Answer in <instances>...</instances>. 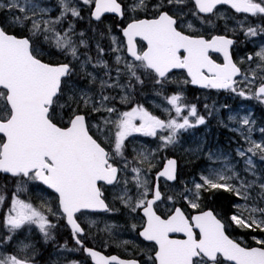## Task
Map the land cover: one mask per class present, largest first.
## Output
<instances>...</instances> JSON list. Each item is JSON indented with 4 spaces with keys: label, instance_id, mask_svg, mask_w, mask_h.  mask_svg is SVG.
I'll return each instance as SVG.
<instances>
[{
    "label": "snow or ice",
    "instance_id": "1",
    "mask_svg": "<svg viewBox=\"0 0 264 264\" xmlns=\"http://www.w3.org/2000/svg\"><path fill=\"white\" fill-rule=\"evenodd\" d=\"M185 0H161V3L153 6L158 13L151 19H136L123 29V35L127 39V52L131 61H124V68L128 75L129 83H119L121 69L116 68L117 80L109 82L100 81V98L94 99L87 92H81L79 98L69 97L79 105L81 102L85 108H91L92 113L102 110L108 113L103 119L104 127L96 125L101 135L108 133L106 139L111 142L114 129L113 152L116 156H122L124 141L133 132L143 133L146 136H157L158 132L167 131V135H160L163 147L176 142L178 130L187 129L193 125L190 117H196L197 125L205 123L203 116H198L195 105L191 107L181 103L182 96L173 94L166 97L170 108L165 109L169 119H161L148 112L142 105H136L130 110L120 112L115 107H107V102L112 99L104 95L106 88H132V81L142 84L144 81L138 72L151 73L156 77V83H162L173 69H184L191 78L192 84H199L205 88L231 89L236 91L237 80L241 69L233 62L229 54V46L233 40L225 36H213L206 40L203 36L184 34L177 30V19L168 11L163 10L167 6L183 4ZM60 15L54 20L37 18V10L43 14L47 9L39 8L33 0H0V9L14 10L22 14L15 16L13 22L25 26L31 22L29 31L33 36L43 34L46 42L73 60L79 59V47H87V42L80 39L79 44L74 40V25L69 24L63 32L57 31L55 25L65 20L70 14L73 18H80V8L75 6V0H58ZM84 5H94L91 9V17L100 20L104 13H116L123 15L122 5L118 0H82ZM228 4L237 12L250 13L255 16L264 14V0H194L195 11L193 15L200 13H213L217 5ZM146 0H133L129 9L133 12L145 10ZM31 12V15L28 13ZM191 27V25H189ZM257 29L247 28L245 35L255 36ZM83 33L80 36L83 37ZM135 37H140L146 42L147 47L142 52L138 51ZM116 44V38L113 37ZM99 49V45H97ZM119 51V47L114 48ZM209 50L223 54L224 63L219 64L209 56ZM102 53L103 49H99ZM120 55L116 56V63L122 61ZM258 59L257 68L252 70V79L245 76L247 84H254L257 71L264 72V47L260 51L247 57L248 61ZM92 62L89 56L81 62L83 69L86 64ZM108 65L98 60L93 67ZM72 72L69 63L51 64L43 62L37 55L31 40L27 37L18 38L0 28V171L10 173L13 176L23 175L29 179L41 181L48 188L54 190L58 197L59 215L66 218L71 227L72 236L76 244L83 248L95 264H137V261L120 260L117 256L106 257L92 248L83 246L80 236L84 229L77 222L76 213L87 209L109 210L102 199V192L97 186L98 181L113 184L117 181L120 171L114 166L112 154L105 150L98 137L90 134L86 120L87 114H79L75 111L66 127L58 126L54 122L52 110L62 91V79ZM92 76V73H86ZM96 79L92 76V80ZM259 86L255 88L254 95L258 99H264V76H260ZM239 95H246L241 90ZM128 96L121 97L126 103ZM99 105V107L97 106ZM207 107V106H206ZM174 110L175 115L171 113ZM187 110L188 115H183ZM115 115V119L112 117ZM138 121V123H136ZM247 117L242 119V124L250 125ZM264 132V129H261ZM249 132L251 128L249 127ZM250 144L247 149L238 148L237 154L245 157L247 153L255 155L257 151L264 154V142H255L250 137H245ZM141 164L149 162V155L145 152L138 153ZM264 158V156H262ZM111 161V162H110ZM247 170L255 175L253 161L248 157ZM174 160H168L164 171L158 173L168 180L175 179ZM128 162L125 163V168ZM150 170V168H149ZM132 177L137 188V198L129 195L125 180V189L120 199L132 212L143 209L146 223L140 235L147 241H154L158 246L155 249L153 264H219L218 257H223L231 264H264V240H257L260 247H242L239 243L230 239L225 234V224L221 222L211 211L199 212L189 219L180 208L171 211L167 218H162L153 210L157 201L161 200V192L157 187L154 191L148 187L147 181L142 179L143 169L133 167ZM231 173L229 175L228 173ZM201 182L194 184V189L186 190L184 199L188 201L192 209L199 208L201 193L211 190H224L233 192L238 198L248 201L252 199L249 190L256 181L242 179L230 166L226 165L221 170H213L207 176H201ZM239 181L238 186L232 181ZM261 193L259 199H264V184L259 185ZM143 189V191H140ZM17 191H20L18 188ZM151 195V199H149ZM4 197H0L3 201ZM173 199L171 196L169 200ZM255 204V202H254ZM43 207V205H42ZM238 210L243 208L249 212L243 217L238 211L230 219L238 227L264 231V208L257 206L248 207L236 205ZM48 214H57L51 207H47ZM259 217V218H257ZM24 224H35L44 235L45 240L50 239V224L44 211L34 207L13 195L11 207L4 217V225L11 233L20 229ZM135 227V225H133ZM195 229H198V236ZM170 233H183L185 239L170 238ZM256 240V237H253ZM30 245L21 242L20 250L24 251ZM63 247V246H62ZM0 264H30L25 258L16 255H0ZM75 264V262H74Z\"/></svg>",
    "mask_w": 264,
    "mask_h": 264
},
{
    "label": "rangeland",
    "instance_id": "2",
    "mask_svg": "<svg viewBox=\"0 0 264 264\" xmlns=\"http://www.w3.org/2000/svg\"><path fill=\"white\" fill-rule=\"evenodd\" d=\"M161 3V0H158ZM22 2V0H21ZM151 2V3H150ZM33 3L37 4L39 8L47 9L48 11L41 14L37 10V18H42L45 20H54L60 15V6L58 0H33ZM157 4L156 0H147L146 4L148 5ZM155 3V4H153ZM75 6L80 8V18H73L70 14L67 18L61 21L59 24L55 25L56 30L63 32L64 29L68 27L71 23L74 25V40L79 44L80 39H84L87 42V47H79V59L73 60L71 56H65L64 53L58 51L54 45L49 42H46L43 34L33 36L29 31L31 27V22H26L25 26H21L17 23H14L13 20L15 16L22 14L9 10L7 8L3 9L1 12L3 24L7 25L9 28L17 29L20 28L25 31V34L31 38L35 49L39 55L46 57L51 61H70L72 62L73 74L72 77L66 82L64 87L63 96L58 101V108L70 107L72 111H81L82 114H87V121L95 130L99 136L107 142L111 154L114 158V161L119 164L121 171L120 180L118 186L113 188L109 193V199L113 206L112 213H109L105 216H94L87 213L80 214L77 218L78 223L85 226L87 231V236L84 238L85 241L99 242L107 246H112L116 250H122L128 252L133 256L144 255L151 256V251L153 250L151 245L142 243L138 237L135 236V231L141 226V218L139 217V209L136 212H132L130 208L126 207L125 204L121 201L120 196L124 191L126 185L125 180L128 181L127 189L129 195H131L135 202L137 198V188L135 183L132 180L133 167H141L143 169L142 179L147 181L148 187L152 189V181L154 172L160 167L163 159L168 158L169 156L179 155L181 156L182 169L185 170L188 166V169H192L193 162L198 158L205 156V152L200 151L204 149L205 141L200 139V137L192 135V127L187 129L178 130L176 142L167 147L162 146L160 140V135H167V131L158 132L157 136H146L143 133L133 132L125 138L124 146L122 149V156H116L113 152L114 147V129L112 130L111 142L106 139L108 135L107 132L104 135H101L97 131L96 125H99L101 128L104 127L103 119L108 116V113L101 111L99 113H92L91 108H85L81 102L79 105L69 99L71 96L79 98L80 93L87 92L93 96L94 99L98 100L100 98V81L102 79L109 80V82H115L117 80L116 68L119 67L122 71L119 76V83L122 85H127L128 75L124 68V61H129L125 58L123 54V47L120 40L117 38L114 27V20L111 21L103 18L100 23H97L91 19V9L93 5H84L82 0H75ZM173 9L180 10V5H172ZM2 10V9H0ZM184 11V10H183ZM31 15V12L28 13ZM187 15L191 18L188 20ZM182 25L187 28H193V24H199V20L192 16L189 12L181 15ZM216 18H222L220 29L231 31L240 30L243 35L244 41H251L254 43L255 38L260 34L257 27L251 22L247 21L244 18L231 19L226 16L224 13L220 12V15H217ZM191 25V27H189ZM204 27L206 23H203ZM252 27L257 29V34L255 36H247L245 32L247 28ZM80 33H83V37L80 36ZM113 37L116 38V44L113 43ZM99 49H103L101 53ZM247 44L241 42L239 46L244 47ZM119 47V52L114 51V48ZM264 47V44L261 45V48ZM261 48L253 49L252 52H247L241 54V61L245 64V72L249 75V79H252V70L257 68V64L260 63L258 59H253L248 61L247 57L253 55L260 51ZM120 55L123 59L118 65L116 63V56ZM89 56L92 57V62L85 65L81 68V62L85 61ZM98 60H102L107 63L108 67L105 68L102 65H97L93 67V64H97ZM86 73H92V76H95L96 79L93 81L92 76L87 75ZM141 75V79L144 81L142 84L136 82L135 80L132 83L136 84V88H106L104 90V95L111 97L107 102V107H115L120 112L130 110L131 107L136 105H142L148 112L151 114L167 120L169 119L168 113L165 112V109L170 108V105L167 103L166 97H169L173 94H180L182 96L181 103L191 107L195 105L196 111L199 116H207L210 113V110L213 106H230L229 113H227L229 122L236 120L237 115L241 116L242 119L247 117L251 122L250 125L244 127H235L236 132L240 133L242 137H260V140L264 142V132L261 129H264V99H258L254 95V92L249 90L248 85H245L248 92L246 95H232L230 97L224 96L222 98L218 96L211 95L204 92H189L188 81L183 76L172 75L169 78L165 79L162 83H156V77L151 73L138 72ZM260 76H264V72L257 71V80ZM245 82V81H244ZM127 95L128 100L126 103L121 101V97ZM226 100L228 101L226 103ZM236 102V108L233 109V104L230 105L231 101ZM239 102H243L239 104ZM99 107V105H97ZM207 106V107H206ZM244 106H261V117H263V122L260 124L255 123V119H250L251 112L250 109L247 110ZM245 109L241 111L240 109ZM215 115H219V110H214ZM172 116L175 115L174 110L171 113ZM183 115H188L187 110L183 112ZM115 119V115L112 117ZM196 117H190V123L193 125L195 123ZM138 123V121H136ZM249 127L251 132H249ZM232 130V129H231ZM244 131H247L244 133ZM253 141V140H252ZM246 149L250 147V144L245 139ZM198 151V153H196ZM145 152L149 155V162L141 164L139 162L138 153ZM203 153V154H202ZM202 154V155H201ZM209 154L208 152L206 153ZM251 155H253L251 153ZM210 157V162H214L211 168L206 169V173L193 174L191 176L182 175L179 176L177 182L172 186L165 185L162 188L163 200L157 205V209L161 210L163 214H166L168 211L176 204H184V210L188 212L198 211L201 209L204 204L208 201L207 197L203 196L201 193L200 199L198 201L199 208L192 209L188 201L184 199V194L186 190L194 189V184L201 182V176H207L213 170H221L226 165L218 164L217 158ZM247 160V159H246ZM128 162V167L125 168V163ZM199 164V163H198ZM250 166L247 165L245 171L240 176L242 179L247 181H256V184L252 189L249 190V195L252 199L245 201L241 199L240 202L235 203L236 205H244L247 203L248 207L257 206L264 208V199H259L261 189L260 184H264V158L258 159L253 163L255 175L247 169ZM150 168V170H149ZM183 173V172H182ZM231 175V173H228ZM188 176V177H187ZM37 181L29 178H12L4 177L0 175V197H4L3 201H0V255H16L21 259L27 258L30 261V264H91L88 258L83 256L82 252V263L78 261L79 251L71 242L70 230L66 225L64 218L59 215L57 197L44 186H37ZM233 184L238 186L239 181H232ZM39 184V183H38ZM20 191H17V189ZM140 191H143L141 189ZM27 203H31L34 207L44 211L47 215L49 222L54 227L50 229V236L52 238L51 243L53 247L47 251V248L42 247L41 244L38 245L33 238L30 237L31 228H35V224H24L20 229H17L14 233H11L12 238L10 240L6 239L10 234L8 229L4 225V217L8 212V207L12 203L13 195ZM173 199L169 200V197ZM207 200V201H206ZM255 202V204H254ZM43 205V207H42ZM235 208V213L238 211L242 214L243 217H247L249 212L243 208ZM47 207H51L54 212L57 214H48ZM128 214V215H127ZM234 214V213H233ZM232 214V215H233ZM131 215V216H130ZM231 215V216H232ZM230 216V217H231ZM259 218V217H257ZM135 225V227H133ZM7 230V231H6ZM264 233V231H261ZM37 242H45V238L36 239ZM21 242L24 244L30 245L24 251L20 250ZM63 246V247H62ZM87 259V261H86ZM151 262V260H150ZM219 264H229L224 261H219Z\"/></svg>",
    "mask_w": 264,
    "mask_h": 264
},
{
    "label": "flooded vegetation",
    "instance_id": "3",
    "mask_svg": "<svg viewBox=\"0 0 264 264\" xmlns=\"http://www.w3.org/2000/svg\"><path fill=\"white\" fill-rule=\"evenodd\" d=\"M146 2H147V0H146ZM156 2H157V4L159 3L158 0H156ZM118 3H120L122 5L123 15L118 16V15L112 14V13L105 14V15H102L100 20L95 21V22L100 23L103 18L110 20L111 23L114 20L115 33H116L117 38L120 40L121 45L123 47L122 48L123 54H124L126 59L131 61L132 58L127 52L126 41L122 35V30L129 23H131L133 20L151 19L155 15H157L158 13L154 10V8H153L154 5H149V3H148L147 8L145 10H137L135 12H133L129 9V6L133 3V0H118ZM153 4H155V3H153ZM178 5H180V7H178V8H181L180 10L173 9L172 5L167 6L163 9L165 11H168L171 15L174 16L175 19H177V25H176L177 30L182 31L184 34H187V35H193V36H197V37L203 36L206 40H211L213 36H225L228 39L233 40L234 43L232 45H230V55H231L233 62L236 63L237 66L241 69V74H238L236 77H234V79L237 80L236 91H233L231 89H214V88H205V87L204 88L195 87L194 85H191V81L188 79L185 71H183V70L170 71L167 78H169L172 75L183 76L188 81L189 92L197 93L198 91L199 92L206 91L207 93L214 95V96H218L220 98H222L224 96L230 97V96L235 95V94L238 95L241 90H243V91H245V93H247L248 90L246 89L245 85H248L249 90L251 89V91L255 92V88L259 86L260 79H258V80L255 79L254 84H247L246 82H244L245 76L247 74L245 72V64L243 61L240 60V58L242 57L241 54H245L247 52H252L253 49L261 48V45L264 44V14H257L255 16H253V15H248V14H243V13H237V12H234L233 10H231L226 5H217L216 8L214 9L213 13L193 15V12L195 11V5L193 3V0H185V2L183 4H178ZM1 12H3V9L0 10V14H1ZM189 12L196 19V21L199 20V24H196V23L193 24V26H194L193 28H187V27L183 26L181 23L182 22L181 15L184 13L188 14ZM220 12H222L226 16L230 17V20L236 19V18H244L247 21L251 22V24L255 25L257 27V29L259 30V33H260L255 38L256 41H254V43H251V41H247V40L244 41L243 35L241 34V32H239L240 30L231 31V30H227L226 28L224 30H221L220 25L222 22V18H216L217 15H220ZM187 17H188L187 18L188 20L191 19L188 15H187ZM204 22L206 23L205 27L203 25ZM0 27L3 28L9 34L15 35L17 37L29 38L28 35L24 33V30H22L20 28L12 29V28H9L7 25H5V23L3 24L1 15H0ZM22 32L24 33V35L22 34ZM29 39L31 40V38H29ZM31 42H32V40H31ZM241 42H245L247 45L244 47H241V46H239V44ZM135 43H136L138 51L142 52L147 47L146 43L141 38L136 37ZM32 44H33V42H32ZM33 47L35 48L34 44H33ZM37 55L39 58L42 57V59L44 58L45 60H49V59H46V57L39 55L38 53H37ZM209 56L216 63H219V64L224 63L223 62V56L221 54H219L218 52H214V51L210 50ZM44 59L42 61L46 62ZM49 61H50L49 63H53V64H60V63L72 64V62H70V61H51V60H49ZM70 67H71V65H70ZM72 70H73V68H72ZM72 74H73V71L71 72V74L68 77H66V80L64 81V84H63L64 87L66 85V82H68V80L72 77ZM247 76L249 77V75H247ZM132 85H133L132 88L137 89L136 84L132 83ZM227 102L228 101L226 100V103ZM241 103H243V102H239V104H241ZM231 104L234 105V106H232L233 109H235L237 107L235 101L232 100L230 102V105ZM229 107L230 106H213V108L210 110V113L207 116H203L205 119V123L199 124V125H197L196 123L193 124L192 135L200 137V139L204 140L206 144L204 146V149L200 150V151L205 152V156L202 155L203 154L202 153L201 154L202 157L201 158L198 157L193 162L192 169L191 168L188 169V166H187V168L185 170H183L182 169V161H181L182 157L179 155H173V156H169L166 159H163L160 167L154 172L152 186L154 183L155 174L161 168L164 161H166L167 159H170V158L175 159V161H176V180L173 183H169L162 178L158 179V188H159V191L161 192V200L154 204V210L158 215H159V213L157 212L158 209L156 207L159 203L162 202L163 197H164L163 192H162V188L165 185L172 186L173 184H175L177 182L179 176H182V175L191 176L193 174H198L199 171L201 173L205 174L207 167L211 168L212 164L214 163V162H210L209 156L217 158L218 164L221 163L222 166L223 165L230 166L237 174H239V176L242 175V173L245 171V168L247 167L246 159H248V157H251L252 161L254 163L258 159H262V156H264V154L260 153L259 151H257V153L255 155H251V153H247V155L245 157H240L237 154L238 148L246 149V147H245V137H242L239 132L237 133L235 127L237 126V128H238V127L242 126L245 128L244 130H246V126L242 124L240 115H237L236 120L231 121L232 123L229 122L230 120L228 119V116H227V113H229L228 112ZM244 108L246 110H247V108L250 109L249 111L251 112V115H252V116H250V119H255L256 120L255 123L260 124V126H261V124L263 122V117H261V108L262 107L261 106H244ZM215 109L219 110V115L214 114ZM245 109L241 108L240 110L244 111ZM197 115H198V113H197ZM86 123H87L88 127L90 128V134L93 135L94 138L98 137L99 138L98 142H101L102 146L105 147V150L111 154V150L109 149V145L107 144V142H105L99 136V134L95 130L92 129V127L90 126V124L88 123L87 120H86ZM246 132L247 131H244V133H246ZM257 135H258V133H256V137H252V140L255 142H258V143L262 142L260 140V137ZM207 152L209 153L208 155L206 154ZM196 153H198V151ZM112 158H113V156H112ZM113 161H114V158H113ZM114 166H116L118 169H120L118 167L119 164L116 163L115 161H114ZM1 176L8 177L9 179L19 178V177L27 178V177H23L22 175H18V176L1 175ZM120 176H121V171H119L117 174V181L118 182H115L114 184H112L110 186H107L103 183L98 184V187L100 188V190L103 194L102 199H104V201L108 205V209H109V206H112L111 201L109 199V193L113 188L118 186ZM204 192L209 193L208 197H209V200H211L212 202H214V197L219 192H225V193L231 194L232 198H233V200H232L233 211L230 214H228L227 217L224 218V220L220 219L221 222L224 223L226 226V228H225L226 235L228 237H230L231 239H233L234 241H236L237 243H239L242 247H260L261 246L257 243V240H264V233H262L258 229L253 230V229L238 227L230 219V216L233 213H235V208H234L235 203L240 202L241 198H238L233 192L224 191L222 189L221 190L209 189V190L204 191ZM150 197H151V195H149L148 198H150ZM176 206H179L182 209V207L180 205H175L172 208V210L168 211L166 214H162V217L163 218L167 217L170 214V212L173 211V209ZM10 207H11V204L9 205L8 210ZM182 210L184 211V209H182ZM195 212H198V211H193L189 214L186 212L185 213H186V216L189 217L190 215H192ZM84 213L94 215V216H105L109 213H112V211L109 209L108 211H106L104 213L82 212V213H79L76 217L78 218V216L80 214H84ZM139 217L142 220L141 221L142 224L139 227V229H140L144 223V219L140 214V209H139ZM81 227L84 229V233L80 236V239L82 240L84 247L92 248V249L102 253L106 257L116 255L122 259L137 260L139 264H153L152 258H154L153 255H154V252L156 249L155 245L152 243H147V242H144L143 240H141L139 235H138L139 229H137L135 231V236L138 237L142 243L152 246L153 250L151 251V256H149V254L147 256L144 255L143 257L133 256V255L129 254L128 252H125L122 250H116L112 246H107V245H104V244L99 243V242L85 241L84 238L88 234H87V231L85 230V226L83 224L81 225ZM50 229H49V233H50ZM69 232H70L72 244L79 251L78 261L80 263H82V252H83V256H85V258H88L90 261L89 256L85 254L83 248L76 244L75 240L73 239L72 232L71 231H69ZM30 237L33 238V240L38 245L41 244L42 247L47 248V251H49L50 248L53 247V244L51 243L52 238L48 239L47 241L45 240V242H43V241L37 242L36 239L44 237V235L39 231V228L37 226H35V228L34 227L31 228ZM175 237H178V236H175ZM253 237H256V240H254ZM150 260H151V262H150ZM86 261H87V259H86Z\"/></svg>",
    "mask_w": 264,
    "mask_h": 264
},
{
    "label": "trees",
    "instance_id": "4",
    "mask_svg": "<svg viewBox=\"0 0 264 264\" xmlns=\"http://www.w3.org/2000/svg\"><path fill=\"white\" fill-rule=\"evenodd\" d=\"M24 33H25V31H24ZM24 33L22 32L23 35H24ZM40 59H42V57H40ZM45 61H46V63L50 62L49 60H45ZM51 64H53V63H51ZM70 65H71V68H74L73 64H70ZM63 91H64V85L62 86V91L59 94V98L57 99V101L54 105V110H52V116H53L54 122L57 123L58 126L66 127L75 111H72L70 109V107H68V106L62 107L61 109L58 108V101L63 96ZM78 113L82 114L81 111H78ZM37 186L41 187V185L38 183H37ZM208 194H209L208 192H203V196L207 197L208 201L206 200L207 201L206 204H204V206L201 209H199L198 211L210 209L211 211H213V213L215 214V216L218 219L224 220V218H226L227 215L233 211V209H232V200H233L232 195L225 193V192H219L215 195L214 202H212L211 200H209ZM176 205H180L182 207V209H184L183 207H185L184 204L178 203ZM109 209L112 211L113 206H109ZM184 211L188 214L191 213V212H188L186 210H184ZM157 212L159 213V215L162 216L163 213L161 212V210L158 209ZM137 229H139V228H137ZM218 261H221V260L218 259Z\"/></svg>",
    "mask_w": 264,
    "mask_h": 264
},
{
    "label": "water",
    "instance_id": "5",
    "mask_svg": "<svg viewBox=\"0 0 264 264\" xmlns=\"http://www.w3.org/2000/svg\"><path fill=\"white\" fill-rule=\"evenodd\" d=\"M193 3H194V0H193ZM222 5H226V6H228L231 10H233L234 12H237L235 9H233L230 5H228V4H222ZM93 7H94V5H93ZM237 13H243V12H237ZM105 14H110V13H104L103 15H105ZM112 14H116V13H112ZM200 14H207V13H200ZM243 14H248V15H251L250 13H243ZM116 15H118V16H121V15H119V14H116ZM91 19L93 20V21H98V20H95L94 18H92L91 17ZM127 27V26H126ZM1 28V27H0ZM122 35H123V30H122ZM123 37H124V35H123ZM136 38V37H135ZM138 38H140V37H138ZM124 39H125V41H126V46H127V39H126V37H124ZM145 42V41H144ZM146 43V42H145ZM147 45V44H146ZM210 51V50H209ZM212 51V50H211ZM219 54H221L222 56H223V54L222 53H220V52H218ZM229 54H230V46H229ZM231 56V55H230ZM223 62H224V57H223ZM176 70H183V71H185V73H186V75H187V77H188V79L191 81V78L188 76V74H187V71L186 70H184V69H173V70H171V71H176ZM191 85H194L195 87H198V88H204L202 85H199V84H192L191 83ZM0 137H2V139H3V136H2V134H0ZM168 160H174L175 161V159H173V158H170V159H167L166 161H164V163L162 164V166H161V168L157 171V173L155 174V177H154V183H153V186H152V190L154 191L157 187H158V179H160V178H162V179H164V180H166L167 182H169V183H173L175 180H176V165H175V179H173V180H168L166 177H164V176H160L159 178H158V173H160V172H162V171H164V169H165V165L167 164V162H168ZM176 162V161H175ZM0 174L1 175H6V176H13L12 174H10V173H4V172H2V171H0ZM22 175V174H21ZM37 182L38 183H40L42 186H44L46 189H48L49 191H51L56 197H57V194L54 192V190H52V189H50V188H48L46 185H44L41 181H38L37 180ZM99 183H103V184H105V185H107V186H110V185H112V184H107L105 181H98L97 182V186H98V184ZM114 184V183H113ZM152 197H150L149 199H151ZM158 202V201H157ZM156 202V203H157ZM57 203H58V197H57ZM105 204H106V202H105ZM107 205V204H106ZM180 208L179 206H176L175 208ZM175 208L173 209V211L175 210ZM181 209V208H180ZM153 210H154V206H153ZM182 210V209H181ZM155 211V210H154ZM183 211V210H182ZM203 211H211V210H209V209H207V210H203ZM203 211H200V212H203ZM82 212H90V213H104V212H106L105 210H102V209H96V210H92V209H87V210H81V212H78V213H76V215L77 214H79V213H82ZM212 212V211H211ZM213 213V212H212ZM140 214H141V216L143 217V219H144V223H143V225H142V227H141V229L138 231V235H139V237H140V239L141 240H143L144 242H147V243H152V244H154L155 245V248H157L158 246L155 244V242L154 241H147V240H145L144 239V237H142L141 235H140V232L141 231H143V227H144V225H145V223H146V217H144V214H143V209H140ZM157 214V213H156ZM197 214H199V212H195V213H193L192 215H190L188 218L190 219L191 218V216H193V215H197ZM214 214V213H213ZM158 215V214H157ZM186 215V214H185ZM163 218V217H162ZM165 218H167V217H165ZM64 221H65V223H66V225L68 226V228L70 229V231L72 232V230H71V227L67 224V220H66V218H64ZM78 222V221H77ZM195 232H196V234H197V236H198V232H199V230L198 229H195L194 230ZM226 234V233H225ZM170 235V238H173V239H185L186 237L184 236V234L183 233H170L169 234ZM175 236H178V237H175ZM230 238V237H229ZM231 239V238H230ZM96 251V250H95ZM85 254L86 255H88L86 252H85ZM101 255H103L102 253H101ZM154 255H155V252H154ZM154 255H153V257H154ZM89 256V255H88ZM103 256H105V255H103ZM112 256H116V255H112ZM109 257H111V256H109ZM118 257V256H117ZM89 258H90V261H91V263L92 264H95V262L92 260V258H91V256H89ZM120 260H124V261H131V260H134V259H122V258H120V257H118ZM218 258H220L222 261H224V262H227L223 257H218ZM135 261H137V260H135ZM227 263H229V264H231V262H227ZM113 264H115V262H113ZM137 264H139L138 263V261H137Z\"/></svg>",
    "mask_w": 264,
    "mask_h": 264
},
{
    "label": "bare ground",
    "instance_id": "6",
    "mask_svg": "<svg viewBox=\"0 0 264 264\" xmlns=\"http://www.w3.org/2000/svg\"><path fill=\"white\" fill-rule=\"evenodd\" d=\"M128 215V214H127ZM131 216V215H130Z\"/></svg>",
    "mask_w": 264,
    "mask_h": 264
}]
</instances>
